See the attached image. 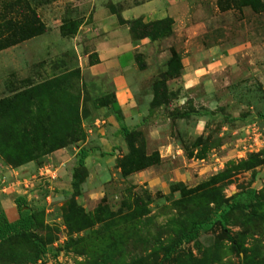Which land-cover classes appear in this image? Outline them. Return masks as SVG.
Segmentation results:
<instances>
[{"label": "rangeland", "instance_id": "rangeland-1", "mask_svg": "<svg viewBox=\"0 0 264 264\" xmlns=\"http://www.w3.org/2000/svg\"><path fill=\"white\" fill-rule=\"evenodd\" d=\"M27 1L44 29L0 50V199L29 197L47 249L36 264H264V0H162L158 19L138 18L169 28L132 38L121 122L99 109L120 115L110 83L83 69L92 0ZM35 252L12 236L0 264Z\"/></svg>", "mask_w": 264, "mask_h": 264}, {"label": "crops", "instance_id": "crops-1", "mask_svg": "<svg viewBox=\"0 0 264 264\" xmlns=\"http://www.w3.org/2000/svg\"><path fill=\"white\" fill-rule=\"evenodd\" d=\"M91 3L93 14L92 20L86 26L89 29L87 41L79 45L80 49L86 51L84 54L88 60L90 58L89 64L83 69L94 78L97 84H100L101 89H103V82L110 83L120 112L125 116L128 108H132L131 88L126 72L134 65L135 53L140 47L132 40L129 25L126 22L138 18L144 21L158 19L159 15L167 9V5L164 6L165 2L162 0H92ZM101 111L108 116L104 115L106 121L116 120L115 115L109 114L108 110ZM27 186L29 190L25 191L34 193L31 191L34 187L33 183H27ZM16 196L26 197L20 194ZM0 208L5 210L8 217H11L10 220L17 219L18 212L14 200L1 198Z\"/></svg>", "mask_w": 264, "mask_h": 264}, {"label": "trees", "instance_id": "trees-1", "mask_svg": "<svg viewBox=\"0 0 264 264\" xmlns=\"http://www.w3.org/2000/svg\"><path fill=\"white\" fill-rule=\"evenodd\" d=\"M6 12L2 15L0 13V50L9 48L14 46L24 40H28L36 35H39L44 27L41 25L40 19L35 13V11H30V6L27 0H15L9 4V8L5 10ZM10 12L11 14H19V18L16 20L14 17L8 18L6 17V13ZM123 22V21H122ZM129 25V29L131 32L132 38L135 39H150L154 40L157 34H160L165 29L169 28V20H157L153 22H149L144 24L143 20L136 19L126 22ZM181 62L180 59L177 57L176 54L173 55V61L170 67H180ZM174 72V71H173ZM59 79L48 81L45 84L37 86L33 91L35 93H39L42 91L47 92V90L53 89L55 83H57ZM45 92V93H46ZM103 99V98H101ZM115 106L118 108L119 116L112 112L111 109H107L109 114L115 115V118L118 122H121L123 117L120 112V108L116 103V98L114 96ZM7 104L11 105L9 100H4L0 102V109H7ZM103 108H107L106 103H103L102 106L99 108L100 110ZM2 113V112H1ZM122 117V118H121ZM121 131L124 135H128L127 127L122 124ZM56 139V138H54ZM57 140V139H56ZM34 141V140H33ZM35 142V141H34ZM48 142V140H47ZM53 144H56L57 141H52ZM61 144V143H60ZM59 144V145H60ZM87 157V152L84 153L85 158ZM81 164L83 162L81 161ZM122 168L125 170V165L121 164ZM256 191H250L249 194L251 199L256 198ZM235 197H233L234 199ZM14 204L16 206L18 217L15 221L10 220V218L6 215L3 209L0 210V245L9 240L12 236H18L22 238L26 242H30L34 245L36 252L34 253L31 263L36 264L41 257L46 253L47 249L46 246L41 242L38 238L35 228H37V218L35 216V211L31 208L28 200L24 196H16L14 198ZM241 206L239 201L231 204L229 209H235ZM250 207L251 205H245ZM227 211L220 212V218L222 220L225 219ZM222 226L225 228V223H222ZM203 228L201 223H194L191 230L187 233H184L179 240L177 241L176 245L181 246L183 243H190L196 240L199 237L200 231ZM230 240L233 242L234 246H236L234 239L230 237ZM171 250L168 254L171 256Z\"/></svg>", "mask_w": 264, "mask_h": 264}, {"label": "built area", "instance_id": "built-area-1", "mask_svg": "<svg viewBox=\"0 0 264 264\" xmlns=\"http://www.w3.org/2000/svg\"><path fill=\"white\" fill-rule=\"evenodd\" d=\"M48 172V171H47ZM51 174H54V175H51V179H55L57 178L56 177V170L52 171ZM43 175V174H42Z\"/></svg>", "mask_w": 264, "mask_h": 264}]
</instances>
